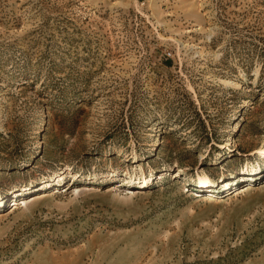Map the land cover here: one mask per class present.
Returning a JSON list of instances; mask_svg holds the SVG:
<instances>
[{"label":"rangeland","instance_id":"rangeland-1","mask_svg":"<svg viewBox=\"0 0 264 264\" xmlns=\"http://www.w3.org/2000/svg\"><path fill=\"white\" fill-rule=\"evenodd\" d=\"M0 264H264V0H0Z\"/></svg>","mask_w":264,"mask_h":264},{"label":"bare ground","instance_id":"bare-ground-1","mask_svg":"<svg viewBox=\"0 0 264 264\" xmlns=\"http://www.w3.org/2000/svg\"><path fill=\"white\" fill-rule=\"evenodd\" d=\"M228 146V144H226L225 145V147H227ZM208 150H206L205 152H207ZM189 166V165H188ZM188 166H186V167H181V168H184V169H187L188 168ZM196 167H198V164L196 165ZM32 198H34V200H32V202H35V201H37L38 199H41V197H32ZM31 199V198H30ZM24 204V203H23ZM22 204V205H23ZM19 204H16V205H14V206H18ZM21 205V204H20ZM17 209H19L18 207H17ZM16 210V209H15Z\"/></svg>","mask_w":264,"mask_h":264},{"label":"built area","instance_id":"built-area-1","mask_svg":"<svg viewBox=\"0 0 264 264\" xmlns=\"http://www.w3.org/2000/svg\"><path fill=\"white\" fill-rule=\"evenodd\" d=\"M167 55L169 56V57H171L172 56V54L169 52V53H167Z\"/></svg>","mask_w":264,"mask_h":264}]
</instances>
